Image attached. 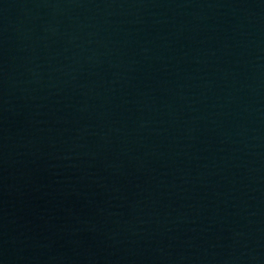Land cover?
<instances>
[{"label":"water","instance_id":"1","mask_svg":"<svg viewBox=\"0 0 264 264\" xmlns=\"http://www.w3.org/2000/svg\"><path fill=\"white\" fill-rule=\"evenodd\" d=\"M0 264H264V0H0Z\"/></svg>","mask_w":264,"mask_h":264}]
</instances>
